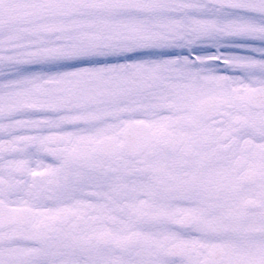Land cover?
I'll return each instance as SVG.
<instances>
[{
	"label": "snow or ice",
	"instance_id": "snow-or-ice-1",
	"mask_svg": "<svg viewBox=\"0 0 264 264\" xmlns=\"http://www.w3.org/2000/svg\"><path fill=\"white\" fill-rule=\"evenodd\" d=\"M0 264H264V0H0Z\"/></svg>",
	"mask_w": 264,
	"mask_h": 264
}]
</instances>
